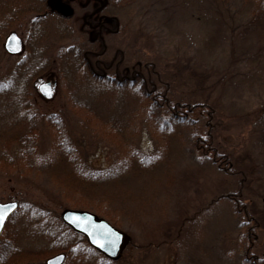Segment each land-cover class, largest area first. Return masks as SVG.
<instances>
[{"label": "rangeland", "instance_id": "obj_1", "mask_svg": "<svg viewBox=\"0 0 264 264\" xmlns=\"http://www.w3.org/2000/svg\"><path fill=\"white\" fill-rule=\"evenodd\" d=\"M11 2L9 10L0 4V142L11 133L32 135L35 141L28 142L36 151L28 159L13 143L4 160L0 143V203L17 201L23 209L0 237L47 252L73 245L69 264H264V2L121 0L117 9L110 6L125 38L119 43L139 48L141 60L158 62L171 101L212 108L210 120L196 116L188 124L173 123L141 99L134 102L138 87L126 91L116 81L94 82L67 47L79 41L69 23L37 17L42 3ZM11 32L24 49L8 57L3 45ZM40 41L55 42L51 59L38 50ZM56 48L67 61L52 69L59 61L52 56ZM32 58L44 70L30 83L40 68ZM47 81L55 88L52 99L39 91ZM15 91L25 99L9 98ZM81 101L98 115L97 127L84 122L92 119L89 113L74 107ZM57 127L68 143L56 135ZM209 129L230 164L222 166L197 148ZM59 143L68 145L75 164L65 160ZM81 163L102 174L93 175L96 186L88 179L82 188L74 183ZM235 199L250 206L251 219L245 206L237 212ZM65 209L110 213L132 239L124 255L112 261L79 235L66 236Z\"/></svg>", "mask_w": 264, "mask_h": 264}, {"label": "trees", "instance_id": "obj_2", "mask_svg": "<svg viewBox=\"0 0 264 264\" xmlns=\"http://www.w3.org/2000/svg\"><path fill=\"white\" fill-rule=\"evenodd\" d=\"M119 1L121 2V0H109L110 6L117 9L120 6ZM220 1L224 5L225 3H227L228 0H220ZM260 1L264 2V0H260ZM243 2L244 3H251V0H243ZM0 4L6 5L8 10L10 8H12L11 0H2V2H0ZM121 5H124V4H121ZM262 11L264 12V5H263ZM4 12H5V10H0V14H3ZM118 21H119V19H118ZM78 31H77L76 37L78 36L77 38L79 39V41L77 40V42H75L73 45L67 46V47L68 48L73 47L75 49V50H72V51H74L72 53V55L74 56L73 60H74V63L75 62L77 63L76 66L78 67V69L85 72L86 75L90 79H92L94 82H96L97 84L105 85L106 84L105 82L110 83V82L116 81L114 83L115 84L114 86L117 87L118 90L121 89V90H126V91H131L132 89L135 88L133 85L137 84L138 85L137 87H138L140 92L138 93L139 96L135 95L136 98L134 99V102L137 103V102H139L138 100L141 99V102H140L141 105H142V103H144L143 106H145V107L146 106H149V107L153 106L155 109L163 111L164 114L169 115L168 120L173 121V123H175V124H177L179 122H181V123L186 122V124H188L196 116H207V118L209 120L213 117V110L207 104L184 103V102H182V100L175 102V103L173 101H171L172 97L170 96V91H169L170 84L168 83V80L165 78V74H164L165 72H163V70L159 67V64L156 60H154V59L143 60L144 58H142V60H141V59L137 58V56H139V54H138V52L140 51L139 48L134 50V48H129L126 45L123 46L122 44H120L118 42V38H122L121 37L122 28H121V32H118V34H116V35H110V38L107 39V42L109 41L110 45H113V46H111L110 49L105 51L101 57H98V58H100V60L98 61V63H99L98 66L95 64V62L98 59L95 57L90 58V61L93 65L94 69H91L89 62L87 63V61L83 57V52H85L87 50L92 51V52L96 51V50L102 52L103 47H102V45L98 44L95 41V36H93V35L91 36L89 33H88L89 34L88 35L87 33H84V31H83V33L81 31L78 34ZM122 39L124 40L123 42H125V38H122ZM45 42L46 41H40V46H37L38 50L41 51V53L43 52V54H42L43 57L51 59L50 51H52V47L55 46V42L54 41L49 42V43H45ZM0 43L2 44L1 40H0ZM137 43L140 44L142 42L137 39ZM40 47H44V49H40ZM63 48L64 47L62 46V49ZM3 49H4V47H3ZM52 56H53V58L56 57L57 60L59 59L58 65L52 64L53 65L52 69L54 67L59 68L60 65H64L65 62L67 61L65 58L66 56H64L63 53L58 49L54 53L52 52ZM8 57H10V55H8ZM124 57L127 60V64L129 66L128 69L131 71V74H135L136 71L138 73L140 72V75L137 76L136 82L129 80V79H127L126 81H122V82H118L117 80L108 81L106 78H103L102 76H100L98 74L99 73L98 71H100V72L104 71L105 65L108 66L112 60H114L115 62H119ZM31 61H34V64L38 63L39 67L41 66V62H37L33 58L31 59ZM138 61L141 62L142 67H139L137 65ZM28 67H30V64L28 65ZM43 70H44V67H43V69H42V67L38 68V70L36 72L38 74H36V73H34L36 75L30 74V77L27 80H29V82L32 83L33 82L32 80L37 75H38V77L43 75V73H42ZM64 71L65 70H61V72H64ZM120 73H121V77H123L125 74L124 66L121 68ZM130 76L131 75H129L128 77L130 78ZM3 91L6 92L5 89ZM11 93H14L12 95H9L10 96L9 98H11L12 100L13 99L17 100V99H21V98L25 99L24 95L23 96H21V94L18 95L17 91L11 92ZM26 97H27V95H26ZM84 98H86L85 95H84ZM88 105H90V104H86L83 101H81V102L75 104L74 107L79 109L81 114H85L87 112L86 115H88V113H89V115H90L89 117H91L92 119L87 120V121L84 120V122H86V124L89 126H92V122H94V127H97V124H98V122H97L98 117L97 116L98 115L94 112V109H92V106L90 108ZM51 120H53V121H51ZM51 120H50L51 125H54L55 124L54 121H57V120H58V122L64 121V120L66 121V119L61 120L59 118H57V120H54V119H51ZM88 121H92V122H88ZM208 125L210 127L211 121L209 122ZM99 129L106 131L105 127H100ZM56 131H57L56 135L59 136V139H61L62 142H64V143H68V140H67L68 134L61 127H57ZM30 133H32V131ZM65 133H66V135H65ZM31 136L32 135H22L20 133H16V134L11 133L10 136H7L4 140H2L0 143H1V146L3 148V151H1V152L3 153L4 160L9 158V157H7V155L9 154L10 145L13 143H15V144L17 143L18 145H20L21 149L24 150V151H22V155L30 156L28 159L33 158L35 155L36 149L34 148L35 143L33 141L28 142L31 139L35 141L34 137L31 138ZM58 148L62 151V154H63L66 161L70 162V164H72V165L76 163L71 150L68 148V145L64 146L62 143H59ZM74 148H75V150L78 149V147L77 148L74 147ZM197 148H199L200 150L203 151L204 156L210 157L214 162H216L220 165H222L224 162H227V164L229 163L228 156L225 154L220 155V153H218V150L215 148V146H214V134L212 132V129L211 130L209 129L207 136H205L204 138H202V137L198 138ZM12 162H15V160L12 159ZM83 163H81V164H83ZM82 170L87 171V173L85 174L84 173L85 171L82 172ZM228 170L233 171L232 173L237 175L236 171H234L233 169L229 168ZM74 173H75L73 175L74 176V183L76 185H78V187H81V186L84 187L85 185H87V184H84V182L82 181V180H86V179H88L91 182V184H94L96 186L97 181L94 182V176L93 175L97 174V177L95 179H97L98 176H100V177L102 176V174L100 172H96V170H94L92 168L91 169L85 168L84 164L82 166L80 164L79 165L77 164V166L74 168ZM86 183H87V181H86ZM115 184L122 186L124 183H122L120 181H116ZM235 202H236L237 212H240L241 209L245 206L246 212L248 214L247 216L250 217V219H251L250 209H249L250 206L248 204L244 205L242 199H240V200L235 199ZM67 207H69V206H67ZM22 210L23 209L20 208V210H18L17 214L19 213V211H22ZM99 215L106 218L114 226L117 227V225L115 223H113L115 221L110 217V213L102 212ZM16 216L17 215L15 214L10 219V221L8 222V224L5 228V231H4L5 234L9 233L10 225ZM252 217L255 218V220H257L256 217H254V216H252ZM67 229H68V233H66V236H70V235L77 236V235H79L80 237H82V240L86 241V239L82 235L77 234L76 232H74L69 227H67ZM13 242H14L13 240H3V238L0 237V264H45L44 262H45L46 257L49 254H55V253H57V254L58 253H65L66 254V263L69 264V263L73 262L70 259V256L72 255V253H74L73 245L72 246L69 245V246H65V247L64 246L57 247L55 245L51 250H49L47 252V250L45 248H42V247L36 248V247H32L31 245H29L31 247H24L21 245L22 246L21 247L18 243H16L18 246H15V244H13Z\"/></svg>", "mask_w": 264, "mask_h": 264}, {"label": "flooded vegetation", "instance_id": "obj_3", "mask_svg": "<svg viewBox=\"0 0 264 264\" xmlns=\"http://www.w3.org/2000/svg\"><path fill=\"white\" fill-rule=\"evenodd\" d=\"M36 3H42L44 5V11L38 12L37 17L47 18V17H57L65 23H69L72 35L74 33L78 34L82 31L84 33H89L91 36H95V41L102 45L103 51H85L83 52V57L89 62L91 69L93 65L90 58L95 57L98 60L95 64L98 66V61L100 60L102 54L111 48L110 42L107 39L110 35H116L121 32L120 23L115 20V17L110 15V3L109 0H32ZM116 22L115 26L111 22ZM109 22V23H108ZM73 23V24H72ZM72 24V25H71ZM88 34V35H89ZM119 42V41H118ZM139 67H142L140 61L137 62ZM124 66L125 74L121 77L120 70ZM127 60L124 57L119 62L112 60L108 66L105 65L104 71H98L99 75L106 78L108 81L117 80L118 82L126 81L127 79L135 81L140 72L137 71L135 74H131L128 69ZM114 75V76H113ZM129 75L130 78L128 77ZM137 87V84L133 85Z\"/></svg>", "mask_w": 264, "mask_h": 264}, {"label": "water", "instance_id": "obj_4", "mask_svg": "<svg viewBox=\"0 0 264 264\" xmlns=\"http://www.w3.org/2000/svg\"><path fill=\"white\" fill-rule=\"evenodd\" d=\"M5 48L8 53L13 55L21 52L22 39L16 32L11 33L6 38ZM40 91L46 98H52L54 95V87L51 82L40 84ZM18 208L19 203L17 201L0 203V235ZM61 218L75 231L85 235L91 246L113 260L121 257L124 249L131 241V237L126 232L89 211L67 209L62 213ZM64 259L65 255L60 254L49 259L47 264H62Z\"/></svg>", "mask_w": 264, "mask_h": 264}]
</instances>
